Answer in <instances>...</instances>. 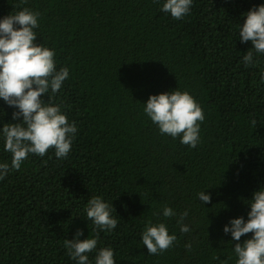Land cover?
Here are the masks:
<instances>
[{
  "label": "trees",
  "instance_id": "obj_1",
  "mask_svg": "<svg viewBox=\"0 0 264 264\" xmlns=\"http://www.w3.org/2000/svg\"><path fill=\"white\" fill-rule=\"evenodd\" d=\"M261 3L194 0L190 15L173 20L155 0H0V17L40 12L37 43L70 70L53 102L78 127L66 158L52 148L29 155L0 181V264H74L63 242L77 229L81 239L97 234L84 211L92 195L116 209L117 228L99 232L97 245L111 246L116 264H225L232 243L222 228L247 218V200L264 185V57L243 65L252 44L239 41L236 25ZM176 88L204 109L195 149L161 135L143 112L150 95ZM13 111L0 100V126L19 122ZM10 161L0 140V162ZM205 188L204 206L196 194ZM164 205L177 212L165 221L177 241L149 255L140 234ZM184 210L188 233L177 224Z\"/></svg>",
  "mask_w": 264,
  "mask_h": 264
},
{
  "label": "clouds",
  "instance_id": "obj_2",
  "mask_svg": "<svg viewBox=\"0 0 264 264\" xmlns=\"http://www.w3.org/2000/svg\"><path fill=\"white\" fill-rule=\"evenodd\" d=\"M160 11L173 20H182L191 13L194 0H155ZM40 12L22 8L0 17V100L13 108L12 120L2 123L0 140L3 150L11 153V161L0 162V181L11 171H18L29 155L43 157L52 148L57 159L68 156L78 134L75 121H69L63 105L53 102L70 76L68 67H57L54 48L37 43L36 29ZM243 23H236L237 37L241 43L251 42L252 47L241 57L245 67H256L264 57V3L254 5L242 13ZM259 86L264 87V69L259 73ZM47 96V102L43 99ZM143 112L161 135L178 139L181 145L195 149L201 142V125L205 120L204 109L191 91L185 89L152 94L143 103ZM250 124L256 126L257 120ZM212 188V187H211ZM205 188L197 192V199L204 206L211 201V193ZM247 218H229L224 224V235L231 237L232 249L227 261L235 258V264H264V185L254 191L247 200ZM86 219L94 225L95 236L81 239L83 230L77 229L74 238L64 239L63 247L74 264H116L111 246L97 247L99 232H112L119 223L113 202L102 195H92L84 209ZM157 217L145 223L140 241L149 255H159L174 246L177 234L169 230L165 222L177 216L168 205L153 213ZM162 215L164 219L159 217ZM188 210L179 213V231L188 233L184 223ZM251 233L241 241L242 236ZM233 242H235L233 244ZM223 243V241H222ZM95 252L92 260L89 254ZM218 259V258H217Z\"/></svg>",
  "mask_w": 264,
  "mask_h": 264
}]
</instances>
